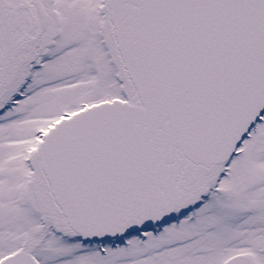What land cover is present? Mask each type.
Listing matches in <instances>:
<instances>
[{
  "label": "snow or ice",
  "instance_id": "obj_1",
  "mask_svg": "<svg viewBox=\"0 0 264 264\" xmlns=\"http://www.w3.org/2000/svg\"><path fill=\"white\" fill-rule=\"evenodd\" d=\"M0 264H264V0H0Z\"/></svg>",
  "mask_w": 264,
  "mask_h": 264
}]
</instances>
